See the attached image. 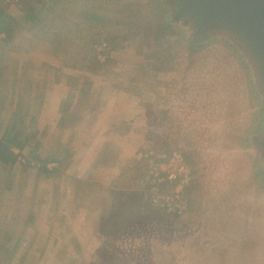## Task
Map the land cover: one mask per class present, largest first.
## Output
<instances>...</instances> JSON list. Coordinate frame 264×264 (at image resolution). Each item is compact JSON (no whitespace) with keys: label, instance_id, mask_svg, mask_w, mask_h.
<instances>
[{"label":"rangeland","instance_id":"rangeland-1","mask_svg":"<svg viewBox=\"0 0 264 264\" xmlns=\"http://www.w3.org/2000/svg\"><path fill=\"white\" fill-rule=\"evenodd\" d=\"M1 5L14 26L9 41L0 35V135L14 124L25 145L0 164V264H264L262 164L243 145L260 132L264 109L230 47L216 39L188 51L182 37L158 39L148 0H41L35 22L15 0ZM101 43L110 48L104 62ZM53 83L68 89L60 110L72 124L118 94L124 109L139 104L141 133L122 190L108 196L104 179L77 185L76 194L88 192L85 209L53 193L56 171L22 161L60 152L54 122L38 118ZM162 149L190 154L197 170L182 218L154 210L136 183L140 154Z\"/></svg>","mask_w":264,"mask_h":264},{"label":"crops","instance_id":"crops-1","mask_svg":"<svg viewBox=\"0 0 264 264\" xmlns=\"http://www.w3.org/2000/svg\"><path fill=\"white\" fill-rule=\"evenodd\" d=\"M50 87L51 92L43 95L38 103V118L52 120L56 126L55 134L59 136L58 145H56L60 150L56 155L58 165L52 170L56 171L53 176V193L59 200H75L77 205L82 204L85 209V204L89 203L90 198L87 191H84L83 195L76 194L77 185L83 184L90 187L104 179L105 184L101 182L100 184L108 196L111 197L114 190H122L123 177L130 168L129 162H135V151H133L136 146L134 141L137 140L135 137L141 133L138 129L140 125L134 122H140L138 116L140 111L137 109L139 104L124 109L121 101L126 97H123L121 93L122 96L118 94L115 98L102 99L100 105L104 106L84 109L74 124L70 121L71 115H65L59 123L62 114L60 108L68 89L61 83H53ZM78 102L80 101L77 98L70 101L67 113L73 115L75 112L73 109ZM67 155L68 158H66ZM100 175H104L105 178ZM124 195L119 193L115 196H117L116 199L125 200ZM88 206V209L91 208L90 205ZM82 208L80 209L83 210ZM61 210L58 212L59 215L63 213ZM89 210L91 212L92 209ZM103 212L102 209L100 213ZM91 215L93 213H90Z\"/></svg>","mask_w":264,"mask_h":264},{"label":"water","instance_id":"water-1","mask_svg":"<svg viewBox=\"0 0 264 264\" xmlns=\"http://www.w3.org/2000/svg\"><path fill=\"white\" fill-rule=\"evenodd\" d=\"M156 8L158 39L179 37L188 51L219 40L246 65L254 95L264 109V0H148ZM164 41V42H165ZM259 133L244 137L245 149L258 156L264 183V115Z\"/></svg>","mask_w":264,"mask_h":264},{"label":"built area","instance_id":"built-area-1","mask_svg":"<svg viewBox=\"0 0 264 264\" xmlns=\"http://www.w3.org/2000/svg\"><path fill=\"white\" fill-rule=\"evenodd\" d=\"M97 59L104 62L109 55L110 48L106 43L95 47ZM144 170L137 180L144 198L149 205L166 215L182 218L190 211L186 188L193 182V175L182 151L172 149L170 153L147 150L140 154ZM25 164L38 168L39 163L34 161ZM56 163H48L46 167L52 169Z\"/></svg>","mask_w":264,"mask_h":264},{"label":"trees","instance_id":"trees-1","mask_svg":"<svg viewBox=\"0 0 264 264\" xmlns=\"http://www.w3.org/2000/svg\"><path fill=\"white\" fill-rule=\"evenodd\" d=\"M19 9L24 13L26 20L35 22L37 18V7L36 4L40 3L41 0H15ZM3 0H0V35L4 36V41H9L11 39V32L13 30L14 19L10 16L9 13L6 12L4 7L1 5ZM110 45L113 46V42L111 40L108 41ZM65 112L62 111V116L60 121L63 119V114ZM23 132L22 129H17L14 124H8L6 128L3 130L2 134L0 135V164H5L9 162H14L16 159V155L13 152L14 148L22 149L25 145V141H22L20 137L22 136ZM166 152L170 153L171 149H162L157 150L155 152ZM188 165L191 168L193 175H196L197 170L191 160L190 154L184 153L183 154ZM69 156L67 155L66 158ZM65 158V159H66ZM36 163H39L40 166L38 168L39 172H43L49 174L50 171L53 169H48L46 164L48 163H56L58 165L57 157H47V158H40V156L35 155L34 159L32 160ZM195 186V181H193L189 187L186 188V193L189 199V206H192V191L193 187ZM174 217V216H173ZM177 218V217H176Z\"/></svg>","mask_w":264,"mask_h":264}]
</instances>
